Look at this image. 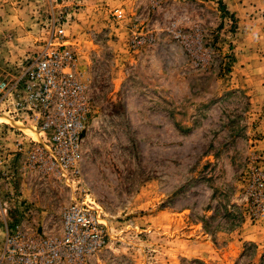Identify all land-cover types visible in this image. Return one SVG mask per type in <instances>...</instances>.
Masks as SVG:
<instances>
[{
	"label": "rangeland",
	"instance_id": "1",
	"mask_svg": "<svg viewBox=\"0 0 264 264\" xmlns=\"http://www.w3.org/2000/svg\"><path fill=\"white\" fill-rule=\"evenodd\" d=\"M59 29L94 102L81 184L29 173L10 122L40 131L0 114V254L16 225L58 232L73 197L106 223L92 264H264L245 199L264 175V0H0V79Z\"/></svg>",
	"mask_w": 264,
	"mask_h": 264
},
{
	"label": "built area",
	"instance_id": "2",
	"mask_svg": "<svg viewBox=\"0 0 264 264\" xmlns=\"http://www.w3.org/2000/svg\"><path fill=\"white\" fill-rule=\"evenodd\" d=\"M114 15L123 13L116 9ZM64 37L63 29L57 30L18 76L0 79V114L40 131V140L28 137L24 168L72 188L81 184L83 132L94 102ZM150 41L135 36L131 46ZM245 199L254 219L264 217V175L252 173ZM103 221L91 202L72 197L56 233L24 225L7 229L0 264H92L108 241Z\"/></svg>",
	"mask_w": 264,
	"mask_h": 264
},
{
	"label": "bare ground",
	"instance_id": "3",
	"mask_svg": "<svg viewBox=\"0 0 264 264\" xmlns=\"http://www.w3.org/2000/svg\"><path fill=\"white\" fill-rule=\"evenodd\" d=\"M9 124V121L6 122ZM12 123L11 126H13L14 128L18 129V130H21V131H24V133L26 135H28L29 137H33L35 140H39L40 139V136H39V133L34 131L33 133L30 132L27 128H24L19 122H10ZM23 127V128H22Z\"/></svg>",
	"mask_w": 264,
	"mask_h": 264
}]
</instances>
